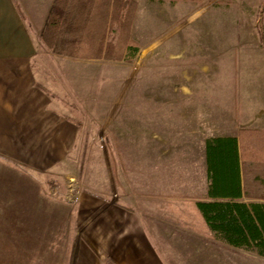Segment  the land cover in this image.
<instances>
[{"label": "crops", "instance_id": "obj_1", "mask_svg": "<svg viewBox=\"0 0 264 264\" xmlns=\"http://www.w3.org/2000/svg\"><path fill=\"white\" fill-rule=\"evenodd\" d=\"M55 1L0 0V204L13 207L15 219L30 223L58 219L53 211L25 212L24 205L39 203L41 196L47 204V194L38 193L37 178L68 170L84 153L80 141L86 138L81 119L85 104L67 100L63 93L62 77L69 71L62 62L102 59L60 55L44 46L41 34ZM175 1L138 0L131 39L141 45L223 43L212 37L188 41L168 35L164 29L196 10L194 4L185 3L184 16L181 0ZM138 26L146 33L140 40L135 33ZM155 51L145 49L142 58H155ZM173 57L178 58V53ZM55 58L59 63H54ZM81 73L78 68L73 71L76 79ZM166 104L164 100L146 103L144 118L163 117ZM173 107L180 114L181 105ZM197 113L219 130L205 139L204 147L171 151L190 155L188 164L160 159L166 149L148 150L138 194L130 193L125 182L109 200L83 190L68 196L74 212L62 215L70 219L62 234L69 238V264H104L107 256L117 264H170L172 258L179 264L264 262V148L259 133L264 131V108L240 98L234 104L205 103ZM160 137L157 130L143 138ZM216 138H235L237 149L214 147ZM137 196L142 205H158L154 219L162 217L159 206L177 204L166 216L171 230L154 231L142 211L129 205Z\"/></svg>", "mask_w": 264, "mask_h": 264}, {"label": "rangeland", "instance_id": "obj_2", "mask_svg": "<svg viewBox=\"0 0 264 264\" xmlns=\"http://www.w3.org/2000/svg\"><path fill=\"white\" fill-rule=\"evenodd\" d=\"M179 3L183 5L181 12L185 3L194 4L196 10L188 15L185 10L186 16L181 21L164 29L168 35L188 41L190 37H212L223 43L136 42L139 51L133 60L83 59L71 63L63 60L62 65L69 73L64 71L61 89L67 100L72 98L85 104L81 119L86 138L80 141L84 153L74 159L68 170L37 178L38 193L47 194L46 205L42 196L39 203L24 205L25 212L53 211L58 219H36L31 223L18 220L13 207L0 204V264H69V238L62 234L70 221L62 219V215L66 212L68 217L74 212L68 206V196H76L83 190L109 200L126 183L130 193L138 194L148 150L166 149L165 155L158 156L160 159L188 164L190 155H174L171 151L204 147L205 139L219 130L197 113L205 103L234 104L241 98V102L264 108V0ZM143 31L141 26L135 29L137 39L146 36ZM142 46L144 49L140 51ZM149 47L156 51L155 58L148 61L142 58V53ZM175 52L178 58L173 57ZM54 63H59L56 58ZM76 68L82 72L78 79L73 74ZM158 100L167 103L165 115L146 120L143 105ZM174 103L181 105L180 114ZM157 130L160 139L143 138ZM260 135L264 148V134ZM140 199L137 196L129 205L142 211L149 226L154 231L171 230V220L166 216L170 206L177 208V204L159 206L162 217L154 219L158 205H142L137 202ZM37 249L39 252H33ZM169 262L179 264L173 258Z\"/></svg>", "mask_w": 264, "mask_h": 264}, {"label": "trees", "instance_id": "obj_3", "mask_svg": "<svg viewBox=\"0 0 264 264\" xmlns=\"http://www.w3.org/2000/svg\"><path fill=\"white\" fill-rule=\"evenodd\" d=\"M137 4L138 0H56L42 40L60 55L133 60L139 51L131 39ZM236 144L235 138H216L213 143L214 147L231 150L237 149ZM104 264L117 263L107 256Z\"/></svg>", "mask_w": 264, "mask_h": 264}]
</instances>
